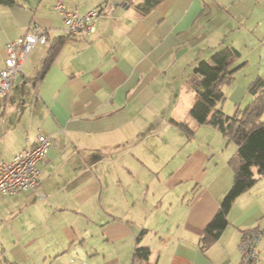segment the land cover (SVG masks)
Masks as SVG:
<instances>
[{
  "label": "crops",
  "instance_id": "1",
  "mask_svg": "<svg viewBox=\"0 0 264 264\" xmlns=\"http://www.w3.org/2000/svg\"><path fill=\"white\" fill-rule=\"evenodd\" d=\"M65 2L107 13L94 34L68 38L36 81L50 46L68 37L63 17L54 0H0V70L9 42L50 30L0 106V160L39 134L54 141L39 189L0 193V264H134L138 245L151 251L141 264H238L244 232L264 229V176L204 247L237 147L191 117L190 79L217 52L237 50L243 67L264 53V0ZM257 250L264 263V235Z\"/></svg>",
  "mask_w": 264,
  "mask_h": 264
},
{
  "label": "trees",
  "instance_id": "2",
  "mask_svg": "<svg viewBox=\"0 0 264 264\" xmlns=\"http://www.w3.org/2000/svg\"><path fill=\"white\" fill-rule=\"evenodd\" d=\"M69 37H59L50 46L35 80L41 79L54 62L63 43ZM240 54L235 49L215 53L210 59L200 61L194 69L190 86L197 98L190 114L199 125H210L222 133L228 142H234L237 150L230 159L234 170V182L226 194L221 208L210 223L204 238V247L210 246L227 226V216L235 199L251 188L264 176V80L258 78L249 87L252 102L235 116L227 115L218 104L224 101V87L234 81L235 73L244 64L234 66ZM189 136L194 134L189 126L177 123ZM257 168L254 173L253 168ZM151 251L148 247L136 246L134 264L147 263Z\"/></svg>",
  "mask_w": 264,
  "mask_h": 264
},
{
  "label": "built area",
  "instance_id": "3",
  "mask_svg": "<svg viewBox=\"0 0 264 264\" xmlns=\"http://www.w3.org/2000/svg\"><path fill=\"white\" fill-rule=\"evenodd\" d=\"M54 9L59 12L69 38L77 35H92L96 31V21L107 13L106 6L93 8L85 13L69 9L65 0H54ZM50 30L35 26L34 30L18 37L6 45L4 67L0 70V106L11 90L16 77L36 44L48 42ZM54 145L53 139L39 134L34 143L27 145L9 161L0 160V193L18 194L26 190H37L41 185L39 163L44 161ZM264 229L259 227L244 232L239 245L238 264H260L257 245Z\"/></svg>",
  "mask_w": 264,
  "mask_h": 264
},
{
  "label": "rangeland",
  "instance_id": "4",
  "mask_svg": "<svg viewBox=\"0 0 264 264\" xmlns=\"http://www.w3.org/2000/svg\"><path fill=\"white\" fill-rule=\"evenodd\" d=\"M244 60L243 58L240 61L238 59L234 66L244 63ZM258 78L264 80V53L254 52L250 56V62L235 73L234 81L224 87L225 99L218 104V109H222L229 116H233L239 111H244L252 102V96L248 92L249 87ZM262 119L264 120V114ZM215 133L218 134L219 138L223 136L218 131H215ZM224 144L235 143L226 140ZM260 264H264L261 258Z\"/></svg>",
  "mask_w": 264,
  "mask_h": 264
}]
</instances>
